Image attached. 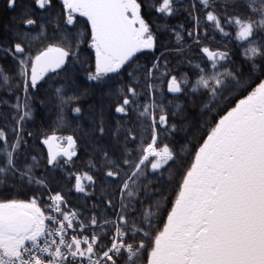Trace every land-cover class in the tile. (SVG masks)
Returning a JSON list of instances; mask_svg holds the SVG:
<instances>
[{"label":"snow or ice","instance_id":"snow-or-ice-1","mask_svg":"<svg viewBox=\"0 0 264 264\" xmlns=\"http://www.w3.org/2000/svg\"><path fill=\"white\" fill-rule=\"evenodd\" d=\"M0 13V264H264V0Z\"/></svg>","mask_w":264,"mask_h":264},{"label":"trees","instance_id":"trees-1","mask_svg":"<svg viewBox=\"0 0 264 264\" xmlns=\"http://www.w3.org/2000/svg\"><path fill=\"white\" fill-rule=\"evenodd\" d=\"M0 15H6V14H4V13H0Z\"/></svg>","mask_w":264,"mask_h":264}]
</instances>
